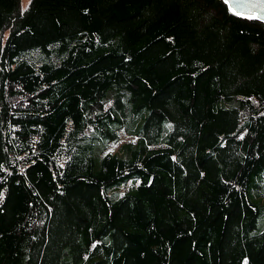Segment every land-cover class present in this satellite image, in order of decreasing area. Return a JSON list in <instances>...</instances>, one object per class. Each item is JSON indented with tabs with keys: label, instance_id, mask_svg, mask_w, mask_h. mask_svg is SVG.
Instances as JSON below:
<instances>
[{
	"label": "trees",
	"instance_id": "obj_1",
	"mask_svg": "<svg viewBox=\"0 0 264 264\" xmlns=\"http://www.w3.org/2000/svg\"><path fill=\"white\" fill-rule=\"evenodd\" d=\"M0 264H264V23L0 0Z\"/></svg>",
	"mask_w": 264,
	"mask_h": 264
},
{
	"label": "water",
	"instance_id": "obj_2",
	"mask_svg": "<svg viewBox=\"0 0 264 264\" xmlns=\"http://www.w3.org/2000/svg\"><path fill=\"white\" fill-rule=\"evenodd\" d=\"M223 2L232 13L264 23V0H223Z\"/></svg>",
	"mask_w": 264,
	"mask_h": 264
},
{
	"label": "rangeland",
	"instance_id": "obj_3",
	"mask_svg": "<svg viewBox=\"0 0 264 264\" xmlns=\"http://www.w3.org/2000/svg\"><path fill=\"white\" fill-rule=\"evenodd\" d=\"M28 2H29V0H21L22 7L24 8L27 5ZM124 139H126V136L123 137L121 140H124ZM115 148H116V146H113L112 149H115Z\"/></svg>",
	"mask_w": 264,
	"mask_h": 264
},
{
	"label": "bare ground",
	"instance_id": "obj_4",
	"mask_svg": "<svg viewBox=\"0 0 264 264\" xmlns=\"http://www.w3.org/2000/svg\"><path fill=\"white\" fill-rule=\"evenodd\" d=\"M135 135V134H134ZM135 139V138H134ZM122 142H123V140H122Z\"/></svg>",
	"mask_w": 264,
	"mask_h": 264
}]
</instances>
